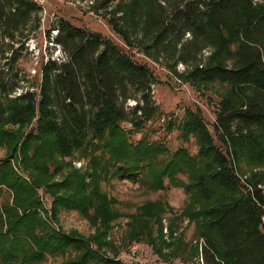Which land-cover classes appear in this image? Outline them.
Masks as SVG:
<instances>
[{
    "label": "trees",
    "instance_id": "obj_1",
    "mask_svg": "<svg viewBox=\"0 0 264 264\" xmlns=\"http://www.w3.org/2000/svg\"><path fill=\"white\" fill-rule=\"evenodd\" d=\"M93 8L127 47L162 61L173 77L194 87L227 85L212 127L191 108L179 121L181 135L198 140L197 153L172 152L147 136L131 140L159 114L158 78L101 32L57 17L48 34L63 55L43 62L40 82L28 85L18 62L42 25L36 0H0V139L11 145L5 126L35 120L33 141L65 156L90 155L94 180L110 171L135 180L149 174L157 189L166 179L184 185L207 203L201 216L214 235L202 247L204 264H264V170L240 173L243 162L264 165V0H95ZM37 148L21 166L0 162V262L133 264L108 256L102 233L60 227L63 210L88 215L86 176L60 185L48 210L38 195L48 156ZM216 187L225 200L211 203Z\"/></svg>",
    "mask_w": 264,
    "mask_h": 264
},
{
    "label": "rangeland",
    "instance_id": "obj_2",
    "mask_svg": "<svg viewBox=\"0 0 264 264\" xmlns=\"http://www.w3.org/2000/svg\"><path fill=\"white\" fill-rule=\"evenodd\" d=\"M37 1L43 7L42 25L26 43L18 62L28 85L40 82L43 62L51 56L59 58L63 55L60 48L52 43V33L51 36L48 34L57 17L101 32L131 52L136 59L147 63L158 78L153 95L159 114L147 124L144 133L131 136V140L136 142L142 136H147L150 141L165 143L172 152L184 147L191 154L197 153L198 140L194 136L181 135L179 121L186 109L191 108L198 110L212 127L216 119L217 103L228 90L227 85L215 83L194 87L173 77L162 61H155L142 51L127 47L113 31L108 20L94 10L95 0ZM180 69L183 67L180 66ZM34 126L35 120L28 125L5 126L12 133L13 139L11 145L0 139V162L11 158L14 165L21 166V161L32 158L37 147L38 156L47 155L48 157L43 158L42 168L47 172L42 174L46 177V182L38 195L48 210L51 208L53 195L62 193L58 189L60 185L65 181H77V175L86 176V196L90 198L88 215L75 210H63L59 215L60 227L84 237L102 233L100 239L105 243V253L127 263L204 264L202 247L206 238L214 235L205 231L201 216L202 208L207 203L188 193L184 185H171L168 179L165 180L164 188L157 189L149 174L135 180L122 178L108 171L94 180L91 176H95L92 170L94 160L90 155L75 152L65 156L57 153L48 142H34ZM259 170L263 171L264 165L254 166L243 162L240 166V173L243 175ZM4 188V198L11 200V192ZM223 200L225 196L222 189L216 187L211 203ZM61 260V257H49L42 264H57Z\"/></svg>",
    "mask_w": 264,
    "mask_h": 264
},
{
    "label": "built area",
    "instance_id": "obj_3",
    "mask_svg": "<svg viewBox=\"0 0 264 264\" xmlns=\"http://www.w3.org/2000/svg\"><path fill=\"white\" fill-rule=\"evenodd\" d=\"M37 1V0H36Z\"/></svg>",
    "mask_w": 264,
    "mask_h": 264
}]
</instances>
